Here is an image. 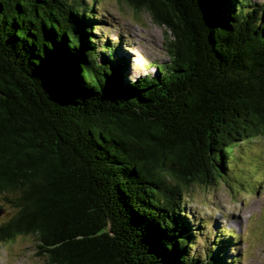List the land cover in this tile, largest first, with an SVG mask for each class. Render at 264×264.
Instances as JSON below:
<instances>
[{
  "label": "trees",
  "instance_id": "1",
  "mask_svg": "<svg viewBox=\"0 0 264 264\" xmlns=\"http://www.w3.org/2000/svg\"><path fill=\"white\" fill-rule=\"evenodd\" d=\"M121 1L164 27L154 73L125 76L86 0H0V242L31 235L49 264H233L232 232L192 250L183 200L264 134V2Z\"/></svg>",
  "mask_w": 264,
  "mask_h": 264
},
{
  "label": "rangeland",
  "instance_id": "2",
  "mask_svg": "<svg viewBox=\"0 0 264 264\" xmlns=\"http://www.w3.org/2000/svg\"><path fill=\"white\" fill-rule=\"evenodd\" d=\"M261 4L264 0H250ZM97 15L96 42L115 45L113 55L126 62L125 76L155 72L149 62H168L164 27L145 10L121 0H86ZM229 170L209 186L193 185L184 194V207L196 228L192 250L203 253L217 238L232 232L227 260L233 264H264V134L240 142L230 152ZM0 216V224L13 210ZM198 228V229H197ZM223 234L218 236V234ZM228 238V236H227ZM229 239V238H228ZM227 239V240H228ZM226 240V239H225ZM0 264H49L31 235L0 242Z\"/></svg>",
  "mask_w": 264,
  "mask_h": 264
},
{
  "label": "water",
  "instance_id": "3",
  "mask_svg": "<svg viewBox=\"0 0 264 264\" xmlns=\"http://www.w3.org/2000/svg\"><path fill=\"white\" fill-rule=\"evenodd\" d=\"M5 213V209L0 208V216Z\"/></svg>",
  "mask_w": 264,
  "mask_h": 264
}]
</instances>
